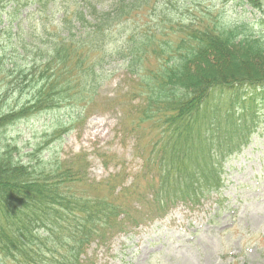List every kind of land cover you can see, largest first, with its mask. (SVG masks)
I'll use <instances>...</instances> for the list:
<instances>
[{"label": "trees", "instance_id": "1", "mask_svg": "<svg viewBox=\"0 0 264 264\" xmlns=\"http://www.w3.org/2000/svg\"><path fill=\"white\" fill-rule=\"evenodd\" d=\"M249 1L262 9V0ZM30 6L23 25L20 13ZM216 7L207 0H0V24L10 26L2 30L10 45L0 49V264H95L87 254L93 244L179 202L200 204L221 186V129L246 108L236 90L264 88V68L221 75L217 62L239 38L246 59L259 44L247 41V23L228 24ZM112 63L129 88L103 106L119 111L123 133L135 139L141 177L153 175L145 191L139 176L128 185L124 172L92 181L85 155L46 150L86 122ZM42 115L50 117L41 130L47 140L23 154L19 137L34 139L40 120H31ZM147 130L158 135L151 153L141 147Z\"/></svg>", "mask_w": 264, "mask_h": 264}, {"label": "rangeland", "instance_id": "2", "mask_svg": "<svg viewBox=\"0 0 264 264\" xmlns=\"http://www.w3.org/2000/svg\"><path fill=\"white\" fill-rule=\"evenodd\" d=\"M212 2H215L216 9H224L228 24L240 21L247 23V31H243L247 35V41H257L259 44L256 50L247 53L246 59L244 51L247 45H240L241 50L239 41L243 38H239L233 50L228 51L229 56L222 57L217 62L221 75L241 71V66L246 65L263 71L261 60H264V52L261 51L264 50V0L261 10L256 9L249 0H207V4ZM33 9L34 7L29 10ZM26 14V9L21 11L20 19ZM29 18L33 24L39 25L37 15ZM28 23L27 19L23 25ZM6 26L10 28L8 21L0 24V38H3L0 40V49L2 45H10L6 30L2 32ZM15 32L13 29L12 33ZM227 65H231V71L227 69ZM107 68L106 81L98 91L99 100L89 119L77 123V127L46 150L54 147L53 152L64 159L86 155L89 161L88 176L92 181H104L111 175L124 171L128 185L135 175L139 176L137 180L145 191L153 175L145 179L141 177L144 161L137 155L135 139L123 133L119 111L103 106L110 104L116 99L117 93L127 90L129 86L119 67L112 64ZM235 93L239 97L257 93L261 100L257 99L255 102V127H250L248 118L246 121H237V129L234 131L245 134L248 125L249 131H255V134L241 154L231 156L225 165L222 195H214L207 202L202 200L200 205L178 203L163 219L144 224L126 234H118L106 245L93 244L87 253L93 263L264 264V88L242 86ZM252 98L247 97L245 102L252 103ZM237 108V116L243 114L247 117V105L245 110ZM49 118L45 115L32 117V122L35 123L38 119L40 122L31 131L35 133L34 139L27 133L19 137V147L24 151L23 154L47 140L41 139V130L44 124L49 125ZM126 124L128 126L127 122ZM147 128L148 125L144 124L143 129ZM147 132L151 136L143 138L141 147L144 146L146 152L151 153L154 152L153 145L158 146V135L155 136L156 133H152V130ZM233 136L239 137V134ZM157 183L152 182L151 187H157ZM148 190L152 191L150 187ZM217 196L220 198L218 202Z\"/></svg>", "mask_w": 264, "mask_h": 264}, {"label": "bare ground", "instance_id": "3", "mask_svg": "<svg viewBox=\"0 0 264 264\" xmlns=\"http://www.w3.org/2000/svg\"><path fill=\"white\" fill-rule=\"evenodd\" d=\"M228 56H229V54H225L223 57H228ZM226 67L228 70H230V71L232 70L231 65H227ZM218 143L220 144V143H222V141H219Z\"/></svg>", "mask_w": 264, "mask_h": 264}]
</instances>
